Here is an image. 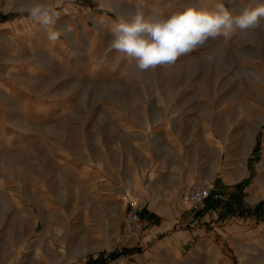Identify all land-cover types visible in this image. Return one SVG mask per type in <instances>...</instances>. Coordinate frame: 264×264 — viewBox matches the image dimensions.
Here are the masks:
<instances>
[{"label": "rangeland", "instance_id": "obj_1", "mask_svg": "<svg viewBox=\"0 0 264 264\" xmlns=\"http://www.w3.org/2000/svg\"><path fill=\"white\" fill-rule=\"evenodd\" d=\"M27 2L0 0V20L29 15ZM149 2L146 16L166 18L264 0ZM82 6L85 21L104 13ZM93 26L66 61L19 55L10 70L0 52V264H264V21L143 73ZM199 181L221 196L202 214L219 216L187 222L182 193ZM129 199L144 205L142 228L164 208L151 223L190 240L166 251L146 241L155 229L125 238Z\"/></svg>", "mask_w": 264, "mask_h": 264}, {"label": "clouds", "instance_id": "obj_2", "mask_svg": "<svg viewBox=\"0 0 264 264\" xmlns=\"http://www.w3.org/2000/svg\"><path fill=\"white\" fill-rule=\"evenodd\" d=\"M24 10L46 29L55 25L58 13L47 0H28ZM264 2L243 8L234 15L225 3L214 10L190 5L166 18L146 16L142 11L120 17L112 25L109 48L135 58L138 72L158 65L172 64L178 57L190 53L220 35H227L233 27L248 32L262 27ZM70 32V28H65ZM60 33L48 30V38L55 41ZM211 60V56L209 57Z\"/></svg>", "mask_w": 264, "mask_h": 264}, {"label": "crops", "instance_id": "obj_3", "mask_svg": "<svg viewBox=\"0 0 264 264\" xmlns=\"http://www.w3.org/2000/svg\"><path fill=\"white\" fill-rule=\"evenodd\" d=\"M149 1L150 0H60L56 3L59 5L58 10H56L58 17L56 18L55 25L49 26L47 29L37 21H34L29 15L15 18H3L0 20V52L2 55L6 53L14 63L19 55L25 56L24 60H26L39 53L50 54L55 61H66V59H68L67 54L71 51L69 47L72 43V39H85L88 37V22L91 23V25H94L90 32L95 35L97 31H101L102 33H112V25L120 17L127 18L130 13L137 10L142 11L143 13L157 12L152 6L153 4ZM83 4L90 8L94 7L96 4L97 8L104 13L92 12L89 15L88 21H85L80 13V10L84 11ZM72 10H78V12L75 14L71 12ZM65 28H70L71 31L65 32ZM50 29L60 33L57 40L52 41L48 38V30ZM24 60H20L19 63L16 62L14 64L15 67L12 66L10 70H13L16 67H21V65L25 63L23 62ZM25 65L27 69H30L29 66L31 65ZM33 67L34 66H32L31 69H33ZM30 75L34 76L32 73ZM209 209L211 213L203 215V210L199 212H191V215L183 216L182 220L189 222L194 218L192 215L198 214L199 216V213L209 219H218L219 213L217 215V212L213 210L212 207ZM154 210L155 211L148 210L144 214V226L142 230L135 235L136 238L138 235L139 237H142V232L148 233L155 229V234L152 235V237H150V235L146 241H150L151 239L159 241L157 245L158 249L166 251L169 246H172L174 243L182 244L190 240L191 234L186 229L165 234L164 232L167 231L168 222H164L162 225L157 226L152 224L151 222L154 221L157 214H164L166 212L164 208H162L161 211H157L156 208ZM232 227V225H223L221 230L224 232H230ZM235 227L238 228V230L240 229L239 226ZM174 234H178L177 237H174ZM135 237L134 239H131V241H138Z\"/></svg>", "mask_w": 264, "mask_h": 264}, {"label": "built area", "instance_id": "obj_4", "mask_svg": "<svg viewBox=\"0 0 264 264\" xmlns=\"http://www.w3.org/2000/svg\"><path fill=\"white\" fill-rule=\"evenodd\" d=\"M182 201L187 210L192 212H199L206 208L207 201L211 198L218 200L220 195L212 194V187L206 182H196L192 184L187 190L182 193ZM128 209L125 214V231L124 237L130 238L140 232L142 225L140 222V215L144 208V205L138 200L129 199L126 202Z\"/></svg>", "mask_w": 264, "mask_h": 264}]
</instances>
